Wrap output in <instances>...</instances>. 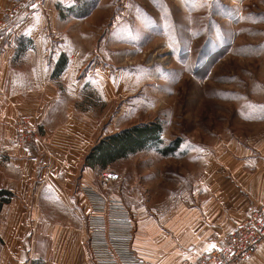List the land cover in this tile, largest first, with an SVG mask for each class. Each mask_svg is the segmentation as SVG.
<instances>
[{"label": "rangeland", "instance_id": "rangeland-1", "mask_svg": "<svg viewBox=\"0 0 264 264\" xmlns=\"http://www.w3.org/2000/svg\"><path fill=\"white\" fill-rule=\"evenodd\" d=\"M77 1L56 4L46 36V56L66 63L53 76L61 120L87 135V153L107 135L152 122L162 145L177 142L171 155L146 149L91 168V183L97 189L106 168L119 174L105 195L129 211L141 251L164 262L156 250L174 240L178 264L193 244L166 219L188 214L193 177L220 163L226 174L230 156L255 153L264 140V0H99L79 18L62 10ZM36 128L28 140L46 142ZM70 166L57 174H75Z\"/></svg>", "mask_w": 264, "mask_h": 264}, {"label": "crops", "instance_id": "crops-1", "mask_svg": "<svg viewBox=\"0 0 264 264\" xmlns=\"http://www.w3.org/2000/svg\"><path fill=\"white\" fill-rule=\"evenodd\" d=\"M26 1L0 0V44L8 34L11 40L0 54V190L12 194L0 207V264H93L86 246L82 191L95 188L94 171L83 163L89 141L69 119L61 120V101L51 77L56 60L46 56V36L57 22L55 6L74 0H46L40 9ZM18 116L26 118L29 127H38V137L47 141L20 143ZM255 149L230 156L226 174L219 170L220 163L219 169L193 177L195 193L188 214L166 219L174 227L182 226L185 234L180 236L193 244L178 264L195 261L198 254L217 246L264 202V140ZM64 165H71L75 174H57ZM151 224L152 235L157 234ZM141 237L134 234L132 248L143 261L171 264L179 258L174 240L156 250L163 253L158 257L165 256L164 262L148 257L141 251ZM244 264H264V241Z\"/></svg>", "mask_w": 264, "mask_h": 264}, {"label": "built area", "instance_id": "built-area-1", "mask_svg": "<svg viewBox=\"0 0 264 264\" xmlns=\"http://www.w3.org/2000/svg\"><path fill=\"white\" fill-rule=\"evenodd\" d=\"M37 8L46 0H33ZM18 141L30 136L27 121L19 119ZM34 138V137H33ZM120 176L106 168L97 175L98 188L84 187L86 200V246L93 264H151L143 261L132 248L134 224L127 208L105 195ZM99 189V190H98ZM264 241V202L253 208L235 229L207 252L198 254L195 261L185 264H244Z\"/></svg>", "mask_w": 264, "mask_h": 264}, {"label": "trees", "instance_id": "trees-1", "mask_svg": "<svg viewBox=\"0 0 264 264\" xmlns=\"http://www.w3.org/2000/svg\"><path fill=\"white\" fill-rule=\"evenodd\" d=\"M98 1L99 0H78L77 3L66 6L62 8V10L65 9L66 14L72 17H84L90 13ZM61 15H64L63 12ZM65 64V60L61 54L53 68L52 77L61 73ZM163 143L160 124L152 122L133 125L99 140L86 154L84 166L89 168H105L118 159L125 158L129 154L146 149H154L157 153L165 156L173 154L177 142H173L171 145L166 146L162 145ZM11 196L12 194L10 192L1 189L0 207L3 203L9 201Z\"/></svg>", "mask_w": 264, "mask_h": 264}, {"label": "snow or ice", "instance_id": "snow-or-ice-1", "mask_svg": "<svg viewBox=\"0 0 264 264\" xmlns=\"http://www.w3.org/2000/svg\"><path fill=\"white\" fill-rule=\"evenodd\" d=\"M33 7H35V5H33ZM213 247H214V245H213Z\"/></svg>", "mask_w": 264, "mask_h": 264}]
</instances>
